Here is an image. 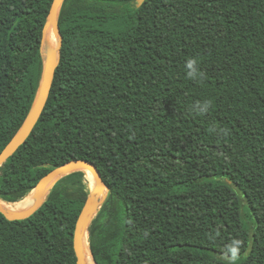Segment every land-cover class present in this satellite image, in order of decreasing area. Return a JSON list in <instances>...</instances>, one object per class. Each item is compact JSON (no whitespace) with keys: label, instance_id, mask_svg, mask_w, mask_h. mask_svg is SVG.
Returning <instances> with one entry per match:
<instances>
[{"label":"trees","instance_id":"1","mask_svg":"<svg viewBox=\"0 0 264 264\" xmlns=\"http://www.w3.org/2000/svg\"><path fill=\"white\" fill-rule=\"evenodd\" d=\"M135 2L64 0L50 95L0 167V200L86 160L108 188L88 228L96 264H228L233 239L244 241L237 264H264V0ZM52 3L0 0V153L35 100ZM193 58L203 83L187 76ZM87 185L75 172L30 218L0 214V264H77Z\"/></svg>","mask_w":264,"mask_h":264},{"label":"water","instance_id":"2","mask_svg":"<svg viewBox=\"0 0 264 264\" xmlns=\"http://www.w3.org/2000/svg\"><path fill=\"white\" fill-rule=\"evenodd\" d=\"M145 1L146 0H136V8H140ZM63 2L64 0H53V3L50 7L41 40V57L43 62V70L37 94L21 128L14 135V137L4 148V150L0 153V167L10 157H12L29 138L47 104L55 72L59 66L61 57L62 35L59 28V14ZM50 31L55 36L56 47L53 51L44 55L43 50L46 44L48 33ZM75 172H89L94 179V186L91 189L88 187V197L76 221L73 234V250L77 264H87L86 254L84 250V240L85 238H87L88 240V228L98 211L101 209V206L105 202L107 196L106 193L108 192V188L102 181L100 172L93 163L86 160H72L63 166L52 170L39 181L34 190L30 193L33 194L34 202L29 209L20 212H7L2 207V201L0 200V214L8 221H21L30 218L42 207L53 186L60 179ZM94 264H96L95 261Z\"/></svg>","mask_w":264,"mask_h":264},{"label":"clouds","instance_id":"3","mask_svg":"<svg viewBox=\"0 0 264 264\" xmlns=\"http://www.w3.org/2000/svg\"><path fill=\"white\" fill-rule=\"evenodd\" d=\"M187 76L190 80L203 83L207 79V74L200 70L199 60L196 58L189 59L186 64ZM213 107L211 100L204 101L203 103H197L195 109L199 114L206 115ZM210 131L221 138H227L230 135V130L227 128L212 127ZM219 236V230H217L215 236L209 234V238L212 242H215L216 237ZM244 246V241L239 239H233L230 244L227 245L225 250V259L228 264H237L241 258V249Z\"/></svg>","mask_w":264,"mask_h":264},{"label":"bare ground","instance_id":"4","mask_svg":"<svg viewBox=\"0 0 264 264\" xmlns=\"http://www.w3.org/2000/svg\"><path fill=\"white\" fill-rule=\"evenodd\" d=\"M56 47V39L53 33L50 31L47 36L46 44L43 50V54L46 55L49 52L53 51ZM85 178L87 180L88 187L91 189L94 186V179L89 172H85ZM107 194V193H106ZM33 194L27 195L23 200H21V205L18 206L17 203H7V202H1L2 207L5 209L7 212H20V211H26L29 209L32 204H33ZM84 250L86 254V263L87 264H94L89 245H88V240L85 238L84 240Z\"/></svg>","mask_w":264,"mask_h":264},{"label":"rangeland","instance_id":"5","mask_svg":"<svg viewBox=\"0 0 264 264\" xmlns=\"http://www.w3.org/2000/svg\"><path fill=\"white\" fill-rule=\"evenodd\" d=\"M86 175V174H85ZM87 184H89V182L87 183ZM88 186V185H87ZM88 190H89V188H88ZM21 201H19L18 203H17V205L18 206H20L21 205V203H20Z\"/></svg>","mask_w":264,"mask_h":264}]
</instances>
